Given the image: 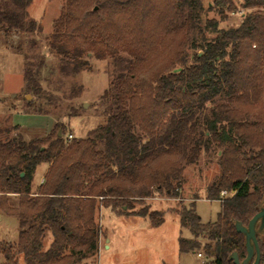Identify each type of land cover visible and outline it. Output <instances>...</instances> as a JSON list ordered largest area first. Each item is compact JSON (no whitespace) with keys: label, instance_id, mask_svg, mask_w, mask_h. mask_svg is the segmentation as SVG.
Masks as SVG:
<instances>
[{"label":"trees","instance_id":"16d2710c","mask_svg":"<svg viewBox=\"0 0 264 264\" xmlns=\"http://www.w3.org/2000/svg\"><path fill=\"white\" fill-rule=\"evenodd\" d=\"M31 4L0 0V31H41L29 15ZM204 5L65 0L49 48L62 69L74 74L92 70L86 56L112 61L101 97L106 123L87 138L65 139V126L57 124L45 138L27 141L20 133L10 136L18 126L2 127L0 118V208L20 226L16 242H0V264H21V257L24 264H76L95 256L102 207L161 225L164 213L136 212L134 199L154 192L178 196L185 164H195L213 144L222 150L221 175L207 198L221 201V211L216 221L204 222L195 203L178 210L181 227L191 233L186 238L181 231L179 249L187 253L206 241L210 264H235L230 259L235 251L246 258L245 235L235 222L248 225L264 198V0ZM212 9L222 21L248 12L237 26L224 29L206 16ZM25 58L27 93L51 101L41 83L45 59ZM38 112L44 113L43 106ZM42 164L48 170L36 193L32 182ZM224 190L229 194L222 196ZM10 195L18 196L16 206L9 205ZM258 240L264 264V236Z\"/></svg>","mask_w":264,"mask_h":264},{"label":"rangeland","instance_id":"374dc122","mask_svg":"<svg viewBox=\"0 0 264 264\" xmlns=\"http://www.w3.org/2000/svg\"><path fill=\"white\" fill-rule=\"evenodd\" d=\"M205 8L212 7L213 0H202ZM65 0H32L28 9L42 30L33 33L14 30L5 34L0 31V118L2 127L12 130L10 136L22 134L25 140L45 138L54 131L57 124L65 126L64 138H87L91 131L106 123L105 105L101 102L108 88L113 70L112 61L98 60L93 55L86 56L92 70H82L77 74L65 72L61 59L49 48L48 37L53 30L54 20L59 17ZM247 10L229 14L225 20L214 9L206 16L219 20L220 28L237 26ZM190 53H193L189 49ZM26 55L30 59L43 57L41 83L52 95L51 101L27 93L25 89L24 67ZM77 88V89H76ZM77 91L73 93V90ZM81 89V93L78 90ZM31 101L32 103H28ZM87 104V106H85ZM43 106L44 113L38 112ZM76 112V113H74ZM77 114V116H73ZM72 138V139H73ZM103 149V144L99 143ZM221 149L213 144L208 151H202L195 164H185L182 171L183 183L178 196L166 192H154L151 196L134 199V210L143 208L149 212L164 213V222L154 226L149 217L114 214L111 209L100 208L97 221L102 228L99 250L95 256L76 264H210L202 247L181 253L179 237L186 238L191 233L183 229L177 211L183 206L196 204V210L204 222H214L221 211V201L207 198L208 187L221 175L219 158ZM48 164L38 166L32 188L45 177ZM1 195V194H0ZM18 196L10 195L8 203L18 204ZM160 218L159 215L156 216ZM19 221L14 215L0 208V242H16L19 237ZM52 236L45 239L46 248L51 246ZM202 252V257L198 253ZM3 261L0 254V262ZM21 264L24 258L21 257Z\"/></svg>","mask_w":264,"mask_h":264},{"label":"water","instance_id":"95a60500","mask_svg":"<svg viewBox=\"0 0 264 264\" xmlns=\"http://www.w3.org/2000/svg\"><path fill=\"white\" fill-rule=\"evenodd\" d=\"M59 134L61 135V132ZM235 226L239 233L245 235V246L248 252L244 260L240 259L236 251L230 255V259L235 264H260L262 252L260 250L258 235L264 236V198L260 205V210L250 219L248 225L243 224L241 221H236Z\"/></svg>","mask_w":264,"mask_h":264},{"label":"crops","instance_id":"0c3cea01","mask_svg":"<svg viewBox=\"0 0 264 264\" xmlns=\"http://www.w3.org/2000/svg\"><path fill=\"white\" fill-rule=\"evenodd\" d=\"M44 180H45L44 177L41 180H39V182H38V184H36V187L34 188L33 192L37 193L38 187L43 183Z\"/></svg>","mask_w":264,"mask_h":264},{"label":"built area","instance_id":"2783aa9c","mask_svg":"<svg viewBox=\"0 0 264 264\" xmlns=\"http://www.w3.org/2000/svg\"><path fill=\"white\" fill-rule=\"evenodd\" d=\"M73 138V136L72 135H70V138L69 139H72ZM229 193L227 192V191H222V196H226V195H228ZM198 256L199 257H202V254L201 253H198Z\"/></svg>","mask_w":264,"mask_h":264}]
</instances>
